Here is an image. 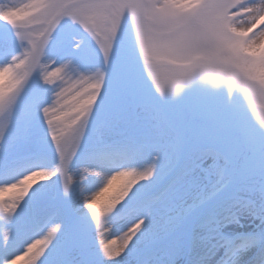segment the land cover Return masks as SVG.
I'll list each match as a JSON object with an SVG mask.
<instances>
[{"label": "snow or ice", "instance_id": "6c2138e0", "mask_svg": "<svg viewBox=\"0 0 264 264\" xmlns=\"http://www.w3.org/2000/svg\"><path fill=\"white\" fill-rule=\"evenodd\" d=\"M264 0H0V264H264Z\"/></svg>", "mask_w": 264, "mask_h": 264}, {"label": "water", "instance_id": "95a60500", "mask_svg": "<svg viewBox=\"0 0 264 264\" xmlns=\"http://www.w3.org/2000/svg\"><path fill=\"white\" fill-rule=\"evenodd\" d=\"M259 108V107H258ZM261 110H264V109H262V108H260Z\"/></svg>", "mask_w": 264, "mask_h": 264}, {"label": "rangeland", "instance_id": "374dc122", "mask_svg": "<svg viewBox=\"0 0 264 264\" xmlns=\"http://www.w3.org/2000/svg\"><path fill=\"white\" fill-rule=\"evenodd\" d=\"M258 105H259V102H258ZM259 111V110H258Z\"/></svg>", "mask_w": 264, "mask_h": 264}]
</instances>
